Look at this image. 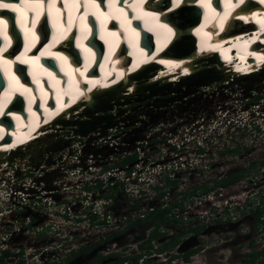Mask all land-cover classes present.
<instances>
[{"label":"bare ground","instance_id":"1","mask_svg":"<svg viewBox=\"0 0 264 264\" xmlns=\"http://www.w3.org/2000/svg\"><path fill=\"white\" fill-rule=\"evenodd\" d=\"M103 1H0L1 11L8 10L16 13L17 26L28 45V54L25 58L21 57L20 62L28 64L35 58L40 47L32 43L36 34L31 24H38L40 23L38 21L44 20L50 27V43L48 42L49 44L42 48L43 52L49 49L48 55L42 57L36 63L37 67L33 68V70L39 68L32 72L38 85L31 88L27 86L22 77L18 76L17 79L11 72L15 60L12 59L9 51L5 55L4 52L10 47L15 33L7 31V24L0 15V40L5 46V48L0 47V58H6V62L0 68L5 75V77H0V87H2L3 79L18 83L19 87H24L20 94L26 108L24 114L20 111L8 114L13 126L6 129L0 127V179H6L4 175L8 169L5 170V166H10L12 162L18 165L16 176L24 172V168L21 169L24 164L29 166L35 162L36 166L39 164L41 166L42 156L52 153L57 144L50 142L42 145L39 140L49 133H52L50 136H55L56 133L50 132L51 129L64 127L68 129L76 124L89 123L92 119L89 113L93 111V115H97L100 107L110 104L112 105L111 109L115 106L119 108L118 105L127 104L131 99L134 100V95H137V100L142 95L144 98L157 93L158 95H166L168 92L181 93L183 87L186 90L183 95H188L191 92L200 91L202 86H197L196 83L202 80L212 79L213 82H216L217 79L236 77V81L240 79L246 81L251 78V75L264 71V34H262L264 32V0H254L261 6V9L250 14L249 12L236 14L235 3H228L226 11H219L217 0H197L192 3L191 8H198V13L192 15V12L185 8V4L181 2V8L174 12H167V15L172 16L175 28L181 31L188 30L186 33L188 36L180 35L178 39L174 37L173 41L171 31L166 25L157 21V15L151 13L153 10L145 6L140 7L146 0H106L107 4L104 8L102 4L100 6ZM200 17L203 22L197 25L199 21L197 23L196 21ZM237 21L243 22L236 25ZM118 27L122 28V35L117 30ZM238 28L240 31H249L250 29L253 35H249L248 32H238ZM228 29L231 30L227 34ZM221 33L222 36H220ZM74 36L78 37L77 47L73 46L74 48L68 49L64 44L58 45L60 40L70 41ZM148 36L154 39V43L148 42ZM175 36L177 37V35ZM4 38H7V41ZM94 38H99L110 49L103 58H99L101 51L96 50L97 43L93 42ZM195 38H201V41L198 45H193V56L163 57L160 55V53L170 52V48L169 50L167 48L172 45L173 50L178 53L190 52V39L195 41ZM100 41L98 42L101 44ZM252 43L258 49L249 48ZM151 46H155L152 51ZM57 50L62 51L64 55H76L75 52L78 51L82 62L73 60L67 65L64 62L66 58L63 54L56 56ZM213 57L217 58L218 64L213 60ZM235 57L238 62L233 61ZM45 59L54 61L50 66H45ZM54 67L58 68L57 72ZM191 67L194 69L207 67V69L193 72L194 69ZM259 68L261 69L259 70ZM49 71L53 72V75L50 76V79L54 78L53 81L44 76ZM97 72L98 74H96ZM138 72H142L143 75L149 73L146 78L141 80L146 82L133 83L136 81L133 76ZM40 79L41 81H39ZM5 87L8 99L12 97V94H16L17 90L14 89L11 82L10 86L5 82ZM245 87L249 89V86ZM113 89H115L113 92L106 94L107 91ZM151 89H158V91L149 94ZM178 99L180 98L173 100ZM123 100H125L124 103H122ZM167 103L161 100L156 101L155 104L153 103L154 105H148L147 111H144L146 114L149 111L152 113L151 107L160 104L157 107L159 108ZM86 104H89L90 107L85 106ZM44 105L46 107H43ZM117 117L114 118L116 122L126 120L121 117L117 119ZM131 118L136 119V116H129V119ZM60 119L70 120V122L67 121L65 124L67 126H62L57 121ZM37 127H41L39 128L41 134L40 138L36 139L35 136H32V131ZM5 132H8L10 137L2 139ZM27 140L30 141L24 144ZM64 141L62 139L59 142L64 143ZM14 152H21L23 155L17 156L13 154ZM8 160L12 162L5 164ZM27 160L31 163L26 162ZM12 182V180L6 179L8 187ZM32 183L36 184L37 180L35 179Z\"/></svg>","mask_w":264,"mask_h":264},{"label":"built area","instance_id":"2","mask_svg":"<svg viewBox=\"0 0 264 264\" xmlns=\"http://www.w3.org/2000/svg\"><path fill=\"white\" fill-rule=\"evenodd\" d=\"M203 99L204 102H210L204 97ZM228 99L224 92H220L219 100H223L222 103ZM222 103L198 111L192 109L185 112L178 109L179 114L187 115V120L156 124L144 137L139 134H142L141 131L147 125L128 128L120 124V127L109 128L104 135L89 142L91 150L106 147L111 149V155L84 153L82 150L87 145V138L76 137L73 152L70 153L72 155H69L70 160L63 156L58 161L60 169L53 175L51 189L27 186L11 189L8 197L17 201L11 206V213L15 214L9 221L10 230L0 237L1 260L12 253L19 254L18 251H13L9 240L27 235V227L35 217L43 219L44 223L36 227L33 233H46L50 228L52 232L49 233L60 236V223L74 225L69 231L71 233L81 222L87 224L92 217L98 218V215L105 217L104 212L117 205L121 197L133 206L143 198L157 197L156 188L162 187L163 178L174 181H187L191 178L194 179L193 184L204 186L208 180L216 178L217 172L208 180L202 179V175L218 169L220 165L217 163L222 162L220 160L235 156L238 149L241 153L246 150L245 153L249 156V150L255 149L253 143H264V105L253 104L241 108ZM161 106L153 111H164ZM138 114L144 112L139 111ZM237 132L243 135L240 139H235ZM244 137L248 142H243ZM230 152L235 154H229ZM51 173L52 169L41 170L38 178ZM260 173L264 175V165ZM248 180L252 187L249 195L243 194L245 202L241 203L239 209L234 204L240 202L229 206L224 201L223 207L217 197L245 184L247 179L227 188H215L201 197H194L187 208L190 211L197 209V215H202L198 207L211 203L214 212L206 210L204 215L211 217L217 214L220 218L237 216V211L244 209L250 212L257 207L262 208L264 180L261 176H252ZM244 184L240 188H244ZM257 184L263 185L256 187ZM235 198L231 197L233 200ZM244 203L247 204L244 206ZM152 209L149 208L150 211ZM179 213L182 216L185 212ZM23 214H27V217L19 218ZM179 216L177 213L176 217ZM22 221L26 226L24 231L16 225ZM6 252L9 254L6 255Z\"/></svg>","mask_w":264,"mask_h":264},{"label":"rangeland","instance_id":"3","mask_svg":"<svg viewBox=\"0 0 264 264\" xmlns=\"http://www.w3.org/2000/svg\"><path fill=\"white\" fill-rule=\"evenodd\" d=\"M234 79V77H227L218 82H211L208 86H203V89L201 87L200 91L191 92L188 95H183L184 91L186 92L184 87L182 88L183 92L181 93L168 92L166 95H157L154 97L151 96L150 98H143L138 102L134 101L137 97V95H134V100L131 99L130 103L119 105V107H121L125 113L121 116L117 115V119H120L121 117L125 118L127 122H129V116L135 114L136 121L132 123V125L128 126V128L147 125V127L141 131L142 134H139L144 137L146 134H148L147 132L149 130L154 128L156 124L179 123L181 121L187 120V115H179V112L177 111L178 109L188 112L192 109L198 111L204 107H214L218 104L221 105L223 100H219L220 92H224L229 98L226 102H223L222 105L226 103V106H235L241 108H246L253 104H258L260 106L264 105V71L260 72L259 74L251 75V78L246 81L244 79H240L239 81ZM133 83L138 84L137 81H134ZM245 86H249V89ZM203 97L210 102H204ZM176 98L180 99L173 100ZM156 100L168 102L166 104L167 106H161V109L168 111V117L159 116L152 118L146 113L138 114L139 111H147V106L153 104ZM124 102L125 100L122 101V103ZM185 107L188 108L185 109ZM151 108L152 110L154 109V107ZM116 112L117 110L113 107V110L107 111L106 114H116ZM71 128H73V126ZM51 130L52 131L50 132H55L56 135L50 136L52 133H49V135H46L48 137H42L39 142L42 145L55 142L57 145L53 148L52 153H46L42 156L43 162L41 163V166L39 164V166H36L35 168L24 164L21 166V169L24 168V172L18 174L17 176L16 174L18 165L16 163L12 162L10 166H5V170L8 169V171H5L6 174L4 173V177L7 180L9 179V181L12 180L13 182L11 183V186L8 187L6 185V179H0V237L5 236V234L10 230L11 224L9 221L15 214L11 213V206L13 203H16L17 200L8 197V195L11 193V189L13 187L22 186L44 188L46 187L44 181H40V178L39 181L37 179L39 175L38 173L45 169H52L56 172V170L60 168L58 167V161L60 162L58 159L63 156L68 157L70 160V156L72 155H70V151L73 152L72 146L77 138L72 136L71 132L67 129L63 130L60 128ZM235 135V139H240V137L243 136L239 132H237ZM62 139L65 140V143L59 142ZM243 142H248V140L244 137ZM252 146H255V149L249 150L251 154H249L250 156L245 153L246 150L241 153V150L238 149V152L235 156L220 160L222 162L217 163L220 165V167H218V169L212 173L208 172L203 174L202 179L208 180L211 178V176L216 175H213V173L219 172L221 169L226 170L227 168H232V173L241 172L240 168H245L247 162H249V164H252L250 165L251 167H249V173L255 174L258 172L256 176H261V178L264 180V175L260 173V169L258 168V163L261 161L260 159H262L260 156L264 157V143L255 142ZM241 155L244 159L239 158ZM252 155L254 156L253 158ZM256 156L259 157L257 158ZM253 161H255V163H252ZM26 162L30 161L27 160ZM5 164H7V162ZM35 179L37 180L36 184L32 183V181ZM214 181L215 180H208L207 184L205 185L210 187ZM191 192L192 191L187 193V196H189L190 200L184 199L185 203L183 198L178 196V193H174V195L168 199V201H170L180 197V199L175 202L176 207L172 206L168 216L172 215L173 218H175L177 213L181 216L182 213L179 212L182 211H184L186 215L183 213L185 216L183 217L182 215L183 218L178 220V226L172 222L161 225L160 229L161 232H163V236L154 242L155 246L158 248V246L165 243V240H167L172 234L184 231L185 235L180 238L181 243L179 242L181 246H183V249L181 250V247L180 249H177L176 247L175 249L170 250H173L174 252H178L179 250L184 252L189 249L197 250V252L189 258V262L187 263L183 262L180 258H175L173 261H170L168 259L171 256V253H160L158 250H155V253L152 254V256L144 257V251L140 250L137 246L145 242L149 231L144 230L145 228H142L141 226L133 228L130 227L128 231H124L122 234H118L112 240L101 244L103 239L111 232L124 230L126 228V219L129 216H138L139 214L143 213L144 210L147 212L149 211V208H156L158 204H161V201L158 198L152 197V199H150L151 197H148L146 199H141L133 206L129 204L125 198L121 197L119 198L117 205H115L108 212H104V214L106 213L105 217L98 215V218H92V220L88 221L87 224L81 222V225H77L75 227L74 232L69 233V231L73 229L72 226H74L71 225V223L67 225L60 223L58 230L60 236L49 233L52 232L50 228L47 229L48 231L46 233H33L35 232L36 227L44 223L43 219H38L36 217L35 219L33 218L31 224L27 227L29 229L27 235L24 236L23 234L22 238L19 237L16 239L13 237L11 240H9L14 249L13 251H18L19 254L12 253L6 257H3V259L0 260V264L60 263L63 262V260L68 256L69 250L76 251L82 246L89 247L93 244L98 245L95 249L90 250L85 258L74 259L67 263L64 262V264H94L96 260V254L99 253L104 255L107 253L115 254L112 258L103 260L105 263H112L118 259L125 260V262L122 264H135L133 263V260L126 259L140 254L141 259L138 260L137 264H158L160 262H166V264H264V258L255 259L254 263L245 261L247 260V254L259 251L264 252V205L261 208L263 211L262 215L258 220L256 218V210H252V212H249V214H245L244 216H234L231 218L224 217L222 219L224 221L219 223L217 221H209L211 220L210 217L197 215V209L193 211L188 210V208L186 209L187 205L193 202L191 199ZM167 193L169 192L166 191L165 194L168 195ZM260 196L262 195L260 194ZM180 208H183L182 211ZM25 216L27 217V215L23 214L19 218L23 219ZM23 222L24 221H22V223L19 222V224H16L17 226H20V229L22 230L26 228ZM167 250H169V248Z\"/></svg>","mask_w":264,"mask_h":264},{"label":"flooded vegetation","instance_id":"4","mask_svg":"<svg viewBox=\"0 0 264 264\" xmlns=\"http://www.w3.org/2000/svg\"><path fill=\"white\" fill-rule=\"evenodd\" d=\"M145 113V112H144ZM156 113V114H155ZM171 114H173V113H171ZM147 115H149L150 117H159V116H162V117H168V111L167 110H164V111H159V112H152V113H150V111L147 113ZM180 115V114H179ZM171 116V115H170ZM156 119V118H155ZM229 154H235L234 152H230ZM249 154H250V152H249ZM251 155V154H250ZM249 155V156H250ZM254 156L252 155V158H253ZM257 157V156H256ZM259 157V156H258ZM257 157V158H258ZM240 159H244L243 157H242V155L239 157ZM260 158H262V159H260ZM260 160H264V157H262V156H260ZM258 159V160H259ZM254 160H257V159H254ZM252 163H255V161H253ZM250 165H252V164H249V162H247V165L245 166V168H240V171L242 172V173H245V175H243L242 177H240V178H238V179H235L233 182H230V183H228V184H225V185H221V184H218L217 182H220L222 179H225V178H227L228 176H230L231 174H233L232 173V168H227L226 170H224V169H221L219 172H217V175H216V178L214 179L215 181L213 182V184H212V186L211 187H208V185H204V186H198V185H195V184H193V181H194V179H188L187 181H182V180H180V181H174V180H167V179H164L163 178V181H162V187H158V188H156L158 191H157V197L156 198H158L160 201H161V204H158L157 205V207L156 208H159V207H163V208H166V207H171L172 208V206H173V204H175V202L178 200V199H180V197H182L183 198V200L185 199V200H190L189 199V196H187V193L188 192H190V191H192L191 193H192V196H191V199L193 200V198L194 197H201L202 195H204V194H208L209 192H211V190H214L215 188H227V187H229V186H233V185H235V184H237L238 182H240L241 180H244V179H247V181H246V183L244 184V183H242L241 185H238L237 186V188L236 189H234L233 191H229V192H226V193H224V195L223 196H221V197H217V200H218V202H219V204L221 205V206H223L224 207V201H226V202H228V205L229 206H233V204L234 203H237V202H240V204L238 203V204H234V206L235 207H237V209H239L238 207H240V205H241V203L242 202H245V201H243L244 200V196L245 195H243V194H246V196L247 195H249V189L252 187V185H249V184H251V183H249V177H252V176H256V174H249V167H251ZM258 168H259V166H258ZM261 168L262 167H260L259 169L261 170ZM213 180V179H212ZM240 184V183H239ZM245 185V187L244 188H240V186H242V185ZM256 187L258 186V187H261L262 185L261 184H257V185H255ZM163 187H164V189H163ZM213 187V188H212ZM206 188H212L211 190H209L208 192H206V193H204V191H205V189ZM167 192H169V193H167L168 195H166L165 193H166V191ZM161 193H164V195L163 196H159ZM174 193H178V196H180V197H178L177 199H174V200H170V201H168V199L170 198V197H172L173 195H174ZM236 197L234 200L233 199H231V197ZM185 200H184V203H185ZM167 201V202H166ZM163 203H165V204H163ZM263 204H264V201L262 202ZM192 204V203H191ZM191 204H189V205H191ZM245 204H247V203H244V206H245ZM188 206V205H187ZM113 207H111V209H112ZM199 209V211H200V213H202V215L203 216H206V215H204L205 213V211L206 210H208L209 212H211V213H213L214 212V210H213V208H212V204L211 203H209V204H203V206H199L198 207ZM258 208H260V207H258ZM153 209H155V208H153ZM152 209V210H153ZM186 209H187V207H186ZM185 209V210H186ZM226 209V208H225ZM256 210V209H255ZM146 212V210H144L143 211V213H141V214H139L138 216H129L127 219H126V222H125V225H126V228L124 229V230H121V231H116L118 234H122L124 231H128L129 230V222L131 221V220H134V219H136V218H140V219H142V218H144V213ZM182 212H184V211H182ZM238 212V214H237V217H240V216H244L245 214H249V210H247V209H244V210H240V211H237ZM250 212H252V210L250 211ZM183 217H184V215H183ZM182 216H179V217H175V218H183ZM211 220H209V221H217V222H219V223H222L221 221H224V220H222L223 218H220L219 216H217V214H214V215H211ZM226 220H229V219H226ZM227 222V221H226ZM173 223V222H172ZM181 224H183V223H181ZM185 224V223H184ZM134 227H140V226H134ZM142 227V226H141ZM133 228V227H132ZM143 228V227H142ZM144 230H147V231H149V233H150V231H152L153 230V226L152 227H149V228H147V229H144ZM187 232H188V230H187ZM163 233V232H162ZM179 233H182L183 234V236L185 235L184 233V231H182V232H178V233H176V234H172L171 236H169V238L167 239V240H165L166 242L165 243H163V244H166V243H169L170 242V240L173 238V237H175L177 234H179ZM182 236V237H183ZM107 237V236H106ZM105 237V238H106ZM181 237V238H182ZM103 239V241L101 242V244H103L104 242H107V240L106 239ZM158 240V239H157ZM157 240H155V241H157ZM154 241V242H155ZM154 242L152 243L153 245H154V247H155V249L157 248L156 246H155V244H154ZM144 243V242H143ZM142 243V244H143ZM181 243V242H180ZM180 243H178L179 245H177L176 247H177V249H180V247H181V250L183 249V246H181V244ZM141 244H139L137 247H139ZM105 246H106V244H105ZM160 246V245H159ZM158 246V247H159ZM175 247V248H176ZM80 249V248H79ZM78 249V250H79ZM156 250H158V248L156 249ZM181 250H179L178 252H174L173 250H170V251H164V252H162V253H171L170 255V257H169V259L168 260H171V257L172 256H174V255H178V254H182V253H185L186 251H184V252H182ZM189 250H191V249H189ZM188 251V250H187ZM99 254H101V255H103V256H106V258L104 259V260H106V259H108V258H112V257H108V256H110V255H115V254H112V253H107V254H102V253H99ZM97 256H98V254H96V257H95V259L97 258ZM178 258H180L181 260H182V258L181 257H178ZM171 261H173V259L171 260ZM184 262V261H183ZM103 264H107V263H105V261H103L102 262ZM112 263H114V262H112ZM112 263H110V264H112ZM109 264V263H108Z\"/></svg>","mask_w":264,"mask_h":264},{"label":"trees","instance_id":"5","mask_svg":"<svg viewBox=\"0 0 264 264\" xmlns=\"http://www.w3.org/2000/svg\"><path fill=\"white\" fill-rule=\"evenodd\" d=\"M258 165H259V168L262 167L264 165V160H261L258 163ZM257 173H255V174H257ZM243 175H245V173H242V172L233 173L230 176H228L227 178L222 179L220 182H217V183L221 184V185H225V184H228L230 182H233L235 179H238V178L242 177ZM212 188H206L204 193L208 192ZM163 195H164V193H161L159 196H163ZM175 205L176 204H173L174 207H176ZM171 209H172L171 207L163 208L161 206L159 208H155V209H153L151 211L149 210V211L145 212L144 213L145 214L144 218H142V219L136 218V219L131 220L129 222V227L142 226L143 228L147 229L150 226L151 227L153 226V230L150 231V233L148 234V237L145 240V242L139 246V249L144 251V253H143L144 257L152 256V254L155 253L154 251L157 248L155 249V247H154V245L152 243L155 240H157V239H159V238H161L163 236V233L161 232V229H160L161 225H163L165 223H168V222H173L177 226L179 225L178 220H181V218H179V219L178 218H173L172 215L168 216L170 214ZM182 209L183 208H180L181 211H182ZM262 212L263 211H262L261 208H258V207L256 208V215H257L256 218H257V220L261 217ZM92 218H95V217H92ZM117 235H118L117 232H111L105 239L107 241H109V240H112ZM182 236H183L182 233L177 234L175 237H173L170 240L169 243L160 245L158 247V251H160V253H162L164 251H169L170 249H175V247L180 242V238ZM97 245L98 244H93V245H91L89 247L82 246L79 250H76V251L71 250L68 253V256L63 260V262H60V263L56 262V263H52V264H64V262L67 263V262H70L71 260H74V259L85 258L88 255L87 253L90 250L95 249L97 247ZM168 248H169V250H167ZM196 252H197V250L191 249V250L186 251L185 253L174 255V256L171 257V259H175V258L181 257L182 261L187 263V262H189V258L191 256H193ZM5 254L8 255L9 253L6 252ZM113 256L110 255L108 257H113ZM140 257H141V255L139 254V255L134 256L132 258H127L126 260H128V259L129 260H133V263L137 264L138 260L141 259ZM246 257H247V260H245V261H248L249 263H254L255 259H258V258L263 259L264 258V252L263 251L252 252L250 254H247ZM105 258H106V256L98 254L94 264H101ZM0 260H1V258H0ZM123 262H125V260L116 259L114 261V263H112V264H122ZM143 262H144V260H143ZM158 264H166V262H160Z\"/></svg>","mask_w":264,"mask_h":264},{"label":"water","instance_id":"6","mask_svg":"<svg viewBox=\"0 0 264 264\" xmlns=\"http://www.w3.org/2000/svg\"><path fill=\"white\" fill-rule=\"evenodd\" d=\"M197 13V11L196 10H193L192 11V15H194V14H196ZM179 33H180V35H186V36H188V34H186V33H188V30H184V31H179ZM190 36V35H189ZM191 40V39H190ZM194 44L192 43V41H191V51L190 52H187V53H185V54H183V53H175V51L173 50V46H171V48H170V52H169V55H174V56H177V57H180V56H186V55H188V56H193L194 55V51H193V49H194V46H193ZM213 60L216 62V64H218V60H217V58H215V57H213ZM191 68H193L194 69V67H191ZM201 68H196V69H194L193 70V72H195V70H200ZM202 69H207V67H203ZM201 69V70H202ZM215 70V69H214ZM142 72H138V73H136L133 77H135L136 78V81L138 82V84L140 83V82H144V81H141L142 79H144V78H146L148 75H149V73H147V74H141ZM218 73H220V74H222L221 72H218ZM222 79H217V80H215L216 82H218V81H221ZM146 82V81H145ZM211 82H213V80L211 79V80H202V81H200V82H197L196 84H197V86H208ZM126 83V82H125ZM122 86V85H121ZM169 86V85H168ZM167 86V87H168ZM196 86V87H197ZM160 88V87H159ZM115 89H113V90H109V91H107L106 92V94L107 93H109V92H113ZM116 90H117V88H116ZM152 91H150L149 92V94H152V93H155V92H157L158 91V89H151ZM117 92V91H116ZM158 95V93L157 94H153V95H149L148 97L150 98L151 96H157ZM160 96H163L162 94H159ZM142 97H143V95H142ZM142 97H139L137 100L135 99L134 101H136V102H138V101H141L143 98ZM148 97H144L145 99L146 98H148ZM157 101V100H156ZM155 101V102H156ZM155 102H154V104H155ZM130 103V102H129ZM153 104V105H154ZM121 105V104H120ZM160 105V104H159ZM159 105H155V106H153L154 108H156V107H158ZM85 106H89V104H86ZM119 106V105H118ZM90 107V106H89ZM111 107H112V105H106V106H104V107H100L99 109V111L97 112V115H93V111H91L89 114H90V117H92V119H91V121H89V123H87V124H76L75 126H73V128H68L67 130L68 131H70L71 132V135L72 136H74V137H80V138H87V145L86 146H84V148H83V152L84 153H86V154H89V153H92L93 155H111L112 154V152H111V149H109V148H106V147H104V148H100V149H95L94 151L93 150H91L89 147V142H91L92 140H94V139H97L99 136H102V135H104L105 133H106V130L107 129H109V128H113V127H120V124H122L121 126H123V127H128V126H130V125H132V123H134L136 120L134 119V118H131L130 119V121L129 122H127V120H124V121H122V122H116L115 121V117L118 115V114H120V115H123L125 112L123 111V109L122 108H117L116 106L114 107L116 110H117V112H116V114H106V112L107 111H111V110H113V109H111ZM135 115V114H134ZM132 117V116H131ZM134 119V120H133ZM57 121H59L58 123H60L62 126H67V125H65L66 124V122L67 121H69V120H66V121H64L63 119H60V120H57ZM118 121V120H117ZM61 129H63V130H66V128L64 127V128H61ZM92 133V134H91ZM70 140V139H69ZM65 143V142H64ZM70 153H71V151H70ZM13 154H15V155H17V156H22L23 154L21 153V152H14ZM13 159V158H12ZM58 160H60V159H58ZM8 162H12V161H7V163ZM36 163L34 162V164H32V165H30V166H32V167H35L36 168V165H35ZM54 174L53 173H51V174H46V175H44L43 177H41L40 179V181H44V183H45V189L46 190H49V189H51L50 188V182H51V180H52V178L54 177L53 176ZM24 215H27V214H24Z\"/></svg>","mask_w":264,"mask_h":264},{"label":"snow or ice","instance_id":"7","mask_svg":"<svg viewBox=\"0 0 264 264\" xmlns=\"http://www.w3.org/2000/svg\"><path fill=\"white\" fill-rule=\"evenodd\" d=\"M101 2H102V0H101Z\"/></svg>","mask_w":264,"mask_h":264}]
</instances>
